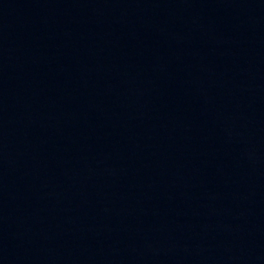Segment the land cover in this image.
<instances>
[{"label": "water", "instance_id": "water-1", "mask_svg": "<svg viewBox=\"0 0 264 264\" xmlns=\"http://www.w3.org/2000/svg\"><path fill=\"white\" fill-rule=\"evenodd\" d=\"M0 264H264V0H0Z\"/></svg>", "mask_w": 264, "mask_h": 264}]
</instances>
